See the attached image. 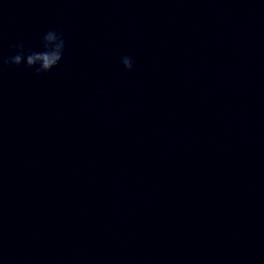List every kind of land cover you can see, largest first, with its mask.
I'll list each match as a JSON object with an SVG mask.
<instances>
[{
	"label": "clouds",
	"instance_id": "obj_1",
	"mask_svg": "<svg viewBox=\"0 0 264 264\" xmlns=\"http://www.w3.org/2000/svg\"><path fill=\"white\" fill-rule=\"evenodd\" d=\"M40 44L42 50L26 49L24 41L17 40L10 46L14 49V54L7 57L0 56V63L35 69L36 75L50 72L63 59L65 51L63 33L59 29H50L43 34ZM121 63L129 71L134 67V61L127 55L121 57Z\"/></svg>",
	"mask_w": 264,
	"mask_h": 264
}]
</instances>
